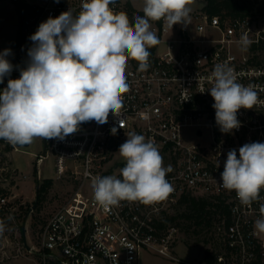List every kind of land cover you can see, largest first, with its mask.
Returning a JSON list of instances; mask_svg holds the SVG:
<instances>
[{
	"label": "built area",
	"instance_id": "obj_1",
	"mask_svg": "<svg viewBox=\"0 0 264 264\" xmlns=\"http://www.w3.org/2000/svg\"><path fill=\"white\" fill-rule=\"evenodd\" d=\"M12 1L23 2L26 10L10 55L14 68L10 77L4 78L1 90L26 67L32 46L29 38L39 24L69 8L78 13L84 2ZM199 1L202 5L192 9L191 22L185 25L171 28L163 19L151 21L159 43L148 49L150 66L146 71H139L134 59L128 60L129 91L123 95L119 118L110 113L103 125L85 122L63 140L45 139L44 152L35 157L36 169L48 150L54 157L57 178L73 183L74 188L43 225L40 250H26L40 255L42 264L49 260L58 264H140V254L145 251L177 264H190L175 256L183 221L170 220L185 196L205 199L203 217H215L208 226L214 231L208 239L217 251L211 262L202 258L197 264H264V233L254 229L261 216L264 189L260 199L244 205L235 191L222 187L221 180L229 150L236 149L239 155L245 143L264 142V63L254 59L264 45V27L255 25L264 22V11L211 15L205 9L207 0ZM110 7L126 13L133 24L139 12L132 0H116ZM244 34L251 41L246 51L238 43ZM217 64H227L238 83L252 85L258 94L256 105L237 112L241 127L231 133H222L216 124L214 99L208 92ZM131 132L143 135L158 148L164 166H171L166 179L174 190L152 204L124 200L102 206L94 198L91 178L115 175L122 179L120 169L125 161L118 150ZM36 178H40L38 170ZM5 202L6 197L0 195V207Z\"/></svg>",
	"mask_w": 264,
	"mask_h": 264
},
{
	"label": "clouds",
	"instance_id": "obj_2",
	"mask_svg": "<svg viewBox=\"0 0 264 264\" xmlns=\"http://www.w3.org/2000/svg\"><path fill=\"white\" fill-rule=\"evenodd\" d=\"M59 3V0H56ZM116 0H84L74 14L69 8L59 16L41 22L30 36L26 67L17 79H8L0 90V139L13 146H25L34 138L60 140L78 131L82 123H107L109 114L119 118L123 95L129 91L126 67L129 59L138 62V70L149 68V48L159 43L150 21L165 20L169 27L185 25L192 11V0H143V16L130 22L126 13L115 12ZM241 50L251 41L240 37ZM10 49L0 52V84L10 77L14 65L7 59ZM214 84L208 91L214 99L215 121L222 133L241 127L237 112L258 103L252 85L237 82L227 64H217ZM113 135L117 129H111ZM125 161L115 175L94 176L91 186L95 200L102 206L121 201L144 204L166 199L174 190L166 179L171 166L151 141L135 132L119 147ZM222 187L235 191L244 205L260 199L264 189V142L245 143L227 153L221 173ZM254 229L264 233V204ZM11 219V217H9ZM5 224L0 221V234Z\"/></svg>",
	"mask_w": 264,
	"mask_h": 264
},
{
	"label": "rangeland",
	"instance_id": "obj_3",
	"mask_svg": "<svg viewBox=\"0 0 264 264\" xmlns=\"http://www.w3.org/2000/svg\"><path fill=\"white\" fill-rule=\"evenodd\" d=\"M245 1L237 0L239 5L247 6L255 12L264 11V0H247V5ZM132 4L139 11L137 15L143 16V0H132ZM200 5L201 1L193 0L189 6L196 8ZM189 20L191 22V18L187 22ZM255 25L264 27V22ZM17 30L18 15L14 2L0 0V52L10 49L12 53ZM256 52L258 60L264 63V46ZM7 59L10 61V55ZM17 148L13 146L7 150L5 143L0 141V195L6 197L5 204L0 207V221L5 224L4 232L0 234V264H42L40 255L26 250L28 247H33L34 251L40 250L43 225L65 202L74 184L57 178L54 157L48 150L46 158L36 169L35 157L43 153L41 138H34L31 144ZM36 170L40 173L39 179L36 178ZM185 223L183 220L184 226L179 225L175 256L190 264H197L204 258L205 249L210 246L205 239H210L214 231L201 225H191L186 229ZM194 228L198 232H193ZM140 264L177 263L155 252L145 251L140 254Z\"/></svg>",
	"mask_w": 264,
	"mask_h": 264
},
{
	"label": "trees",
	"instance_id": "obj_4",
	"mask_svg": "<svg viewBox=\"0 0 264 264\" xmlns=\"http://www.w3.org/2000/svg\"><path fill=\"white\" fill-rule=\"evenodd\" d=\"M15 4V10L18 15V20L20 21L21 18L24 15V12L26 10V5L23 2L14 3ZM206 11L209 14H217L224 11L227 15H237L241 14L243 12H246L248 8L243 5H239L237 0H207V5L205 6ZM162 20V19H161ZM161 20H158L157 22L160 23ZM18 33L15 39V42L17 41ZM264 46V45H263ZM255 48V47H254ZM254 48H252L254 50ZM254 59H257V55L254 56ZM261 62L260 60H258ZM1 142L5 143V148L11 149L13 147L12 144L7 142L4 139H0ZM49 182H47L48 184ZM207 205V201L202 198H192V197H183L181 201V205L176 208L175 214L170 218L171 221H176L177 224H180L179 220L186 221L185 227L186 229H189L191 225L193 226H204L208 229V226L211 224L212 218L215 217H203V214L205 212V207ZM206 215H208V211H206ZM184 226V224H183ZM193 232H198L194 229H192ZM206 242L209 244V239H205ZM217 251V246H209L205 249V255L204 259H207L209 262H211L212 257L214 256V252ZM48 264H58V262L54 260H49Z\"/></svg>",
	"mask_w": 264,
	"mask_h": 264
},
{
	"label": "water",
	"instance_id": "obj_5",
	"mask_svg": "<svg viewBox=\"0 0 264 264\" xmlns=\"http://www.w3.org/2000/svg\"><path fill=\"white\" fill-rule=\"evenodd\" d=\"M42 142H43V152H44V150H45V139H42ZM25 146H27V145H25ZM15 147H21V146L16 145ZM34 205H35V203H34Z\"/></svg>",
	"mask_w": 264,
	"mask_h": 264
},
{
	"label": "crops",
	"instance_id": "obj_6",
	"mask_svg": "<svg viewBox=\"0 0 264 264\" xmlns=\"http://www.w3.org/2000/svg\"><path fill=\"white\" fill-rule=\"evenodd\" d=\"M193 2V1H192ZM190 7V6H189ZM191 9H194V8H191ZM18 24H19V20H18ZM17 33H18V30H17ZM16 36H17V34H16ZM16 39V38H15ZM15 42V41H14Z\"/></svg>",
	"mask_w": 264,
	"mask_h": 264
}]
</instances>
